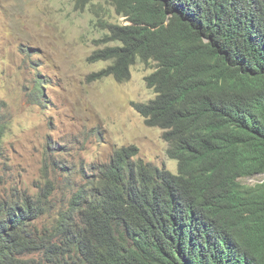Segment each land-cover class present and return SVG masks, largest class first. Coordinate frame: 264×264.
I'll return each mask as SVG.
<instances>
[{"label":"trees","instance_id":"16d2710c","mask_svg":"<svg viewBox=\"0 0 264 264\" xmlns=\"http://www.w3.org/2000/svg\"><path fill=\"white\" fill-rule=\"evenodd\" d=\"M96 1L74 0L107 31L99 43H115L89 57L111 62L92 80L123 82L138 60L155 63L156 96L134 106L165 130L177 173L122 148L39 233L31 222L51 191L0 196V264H264V180H239L264 174V0H106L127 23ZM6 118L0 104V159Z\"/></svg>","mask_w":264,"mask_h":264},{"label":"rangeland","instance_id":"374dc122","mask_svg":"<svg viewBox=\"0 0 264 264\" xmlns=\"http://www.w3.org/2000/svg\"><path fill=\"white\" fill-rule=\"evenodd\" d=\"M96 2L105 19L127 23L109 2ZM97 22L91 10H75L74 0H0V104L9 122L0 196L36 200L51 191L44 213L31 222L38 233L52 229L86 173L108 167L119 148L135 145L138 159L177 172L164 130L146 125L132 104L155 97L145 78L155 63L138 60L123 83L113 76L92 80L109 62L89 57L115 44L99 43L107 31ZM40 81L43 97L36 91ZM239 180L252 185L264 174ZM37 255L26 258H41Z\"/></svg>","mask_w":264,"mask_h":264},{"label":"clouds","instance_id":"9594fccd","mask_svg":"<svg viewBox=\"0 0 264 264\" xmlns=\"http://www.w3.org/2000/svg\"><path fill=\"white\" fill-rule=\"evenodd\" d=\"M92 55V54H91ZM101 61V60H100ZM91 62V61H90ZM96 62H98V61H96ZM104 62V61H103ZM105 62H109V65L111 64V62L110 61H105ZM108 65V66H109ZM107 66V67H108ZM106 67V68H107ZM131 70H132V68H131ZM101 71V70H100ZM99 72V71H98ZM97 73V72H96ZM152 73V72H151ZM150 73V74H151ZM93 75V74H92ZM109 76H113V75H109ZM148 76V75H147ZM146 76V77H147ZM106 77V76H105ZM108 77V76H107ZM114 77V76H113ZM145 77V78H146ZM115 78V77H114ZM131 78V77H130ZM101 79V78H100ZM115 80L116 81H118L116 78H115ZM128 80H130V79H128ZM128 80H126V81H128ZM126 81H123V82H126ZM119 82V81H118ZM123 82H120V83H123ZM147 83V82H146ZM148 86V85H147ZM149 88V87H148ZM151 89V88H150ZM153 90V89H152ZM154 92V91H153ZM155 93V92H154ZM155 96H156V93H155ZM155 98V97H154ZM154 98H152V99H154ZM151 100V99H150ZM149 100V101H150ZM148 101V102H149ZM134 103H147V102H133L132 104H133V106H134ZM134 108H135V106H134ZM135 110L138 112V110L135 108ZM139 113V112H138ZM140 115H141V113H139ZM142 116V115H141ZM143 117V116H142ZM144 118V117H143ZM145 120V119H144ZM147 125V124H146ZM149 126V125H148ZM154 127H156V126H154ZM164 130V129H163ZM165 131V130H164ZM163 134H164V132H163ZM168 143V142H167ZM129 147H137V146H135V145H132V146H127V147H122V148H129ZM122 148H119V150L120 149H122ZM138 148V147H137ZM138 154H139V148H138V152H137V154L132 158V159H135V160H137L138 158H137V156H138ZM177 173V172H176ZM200 229V223L199 222H194L193 223V225H191V227H190V231H191V233L192 234H195L196 232H197V230H199ZM207 237H208V239L207 240H209V241H211V239H212V237H211V235H210V233H208L207 234ZM215 238V237H214Z\"/></svg>","mask_w":264,"mask_h":264}]
</instances>
